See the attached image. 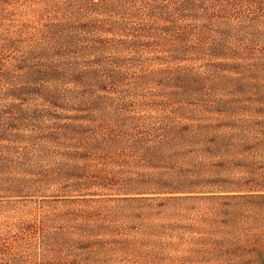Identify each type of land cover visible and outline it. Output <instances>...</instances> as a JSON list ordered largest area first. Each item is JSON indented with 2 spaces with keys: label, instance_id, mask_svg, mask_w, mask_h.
I'll return each instance as SVG.
<instances>
[{
  "label": "rangeland",
  "instance_id": "obj_1",
  "mask_svg": "<svg viewBox=\"0 0 264 264\" xmlns=\"http://www.w3.org/2000/svg\"><path fill=\"white\" fill-rule=\"evenodd\" d=\"M211 2L0 0L9 264H262L264 214H246L261 200L234 203L242 215L226 198L149 192L179 152L201 157L168 128L203 118L236 133L218 152L264 186V0ZM225 204L238 235L220 256L205 238L226 228Z\"/></svg>",
  "mask_w": 264,
  "mask_h": 264
},
{
  "label": "trees",
  "instance_id": "obj_2",
  "mask_svg": "<svg viewBox=\"0 0 264 264\" xmlns=\"http://www.w3.org/2000/svg\"><path fill=\"white\" fill-rule=\"evenodd\" d=\"M201 2L203 3L204 0H201ZM209 2L213 3L211 0ZM214 2L215 5L223 8L225 11L229 10V8H236L238 3H241V0H214ZM204 120V118L201 119L199 124L180 123L168 128V134L177 137L179 142L182 143L183 148L189 147L187 152L190 154L199 153L201 157H197V155L193 156V154L190 156L188 154L186 161L179 163L177 160L183 159L179 157H182L184 153L179 152L181 156L178 154L172 162L167 163L171 178L164 182L162 186L150 189L149 192L175 195L168 196L166 200L194 199L190 198L191 196L211 199L226 198L233 204L234 212L242 215L243 212L239 210L238 206L234 205L238 200L257 199L261 200L264 204V186L252 184L256 183L254 172L246 171L245 169L242 174L239 173L240 169L245 167L244 162L247 159L240 156L239 153L233 155L230 152L232 156L226 157L218 152L219 149L229 150L231 147L236 149V144L233 142L236 138V133L232 130L227 131V126L221 122L222 119L216 120L217 122L214 120L212 122H204ZM249 169L251 170L252 168ZM178 194H183L184 196L180 198V196H177ZM220 212H222L221 215L223 216L221 221L226 228L217 230L218 235L216 234L211 239L205 238L209 245H214V248H217V244L219 246L221 243L225 245V243L238 235V224L235 222L232 226L229 222L230 218L226 217L230 212L229 207L226 205ZM250 213L256 216L264 214L263 211L255 208L254 210H249L246 214ZM218 253V255L224 256L228 252L218 249ZM10 257L12 256H10L9 252L4 253L0 248V264L12 263ZM13 261L16 263L17 260L13 259ZM261 263L264 264V260Z\"/></svg>",
  "mask_w": 264,
  "mask_h": 264
}]
</instances>
